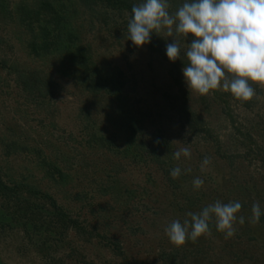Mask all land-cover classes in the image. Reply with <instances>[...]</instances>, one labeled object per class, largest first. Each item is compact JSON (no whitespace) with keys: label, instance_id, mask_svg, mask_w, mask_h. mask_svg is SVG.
<instances>
[{"label":"rangeland","instance_id":"374dc122","mask_svg":"<svg viewBox=\"0 0 264 264\" xmlns=\"http://www.w3.org/2000/svg\"><path fill=\"white\" fill-rule=\"evenodd\" d=\"M141 2L0 0V264H264V214L250 222L254 202L264 213V86L247 102L190 93L166 30L127 39ZM24 4L45 20L24 21ZM216 201L241 203L234 236L213 219L170 242L173 220Z\"/></svg>","mask_w":264,"mask_h":264},{"label":"clouds","instance_id":"9594fccd","mask_svg":"<svg viewBox=\"0 0 264 264\" xmlns=\"http://www.w3.org/2000/svg\"><path fill=\"white\" fill-rule=\"evenodd\" d=\"M169 0H142L134 4L127 24V39L134 47L151 42L153 33L166 30L173 42L166 44V54L175 62L186 57L182 69L190 93L206 96L214 90L230 92L238 101L247 102L255 96L252 84L264 86V0H184L178 10L170 13ZM195 37L186 47H181L189 35ZM190 158V147L174 153V159ZM211 158L204 157L201 171L210 165ZM179 166L170 171L173 179L181 175ZM186 171H191L187 169ZM193 187L199 190L204 180L196 177ZM242 205L237 201H216L198 213L189 212L181 223L173 220L165 234L176 247L188 240L196 242L201 236L211 234L210 221L214 219L217 231L225 238L235 235L234 224ZM250 222L260 221L262 214L258 202L252 205ZM244 217H239L243 225Z\"/></svg>","mask_w":264,"mask_h":264},{"label":"trees","instance_id":"16d2710c","mask_svg":"<svg viewBox=\"0 0 264 264\" xmlns=\"http://www.w3.org/2000/svg\"><path fill=\"white\" fill-rule=\"evenodd\" d=\"M48 6L50 7L49 2H48ZM22 8L25 10L24 21L27 20L29 22H34L35 18L39 19L40 21H43V20H45L44 18L47 16V15L45 16L43 13H41L40 9L42 8V6H40V5L38 6V8H33V7L29 6L28 4H24V5H22ZM48 16H50V13H48ZM60 19H62L61 15L59 14V12L55 11L54 20L60 21ZM44 28L46 29L47 27L44 26ZM48 31H49V29H46L45 35L49 34Z\"/></svg>","mask_w":264,"mask_h":264}]
</instances>
